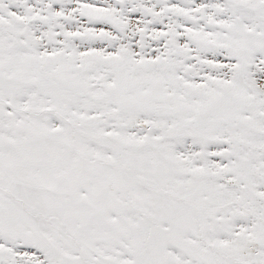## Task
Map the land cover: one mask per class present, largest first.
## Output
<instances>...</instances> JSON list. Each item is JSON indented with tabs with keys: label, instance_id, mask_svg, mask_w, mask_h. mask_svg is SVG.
Instances as JSON below:
<instances>
[{
	"label": "snow or ice",
	"instance_id": "snow-or-ice-1",
	"mask_svg": "<svg viewBox=\"0 0 264 264\" xmlns=\"http://www.w3.org/2000/svg\"><path fill=\"white\" fill-rule=\"evenodd\" d=\"M0 264H264V0H0Z\"/></svg>",
	"mask_w": 264,
	"mask_h": 264
}]
</instances>
